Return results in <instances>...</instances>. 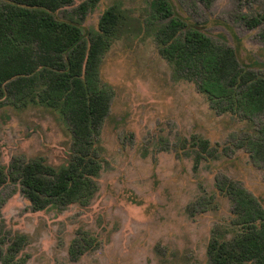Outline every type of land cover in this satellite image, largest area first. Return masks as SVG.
<instances>
[{
    "label": "rangeland",
    "instance_id": "obj_1",
    "mask_svg": "<svg viewBox=\"0 0 264 264\" xmlns=\"http://www.w3.org/2000/svg\"><path fill=\"white\" fill-rule=\"evenodd\" d=\"M81 1L54 16L78 21L84 39L107 7L121 15L99 67L112 98L94 140L95 189L86 204L36 210L19 183L2 184L0 264L18 235L25 241L11 264H210V237L228 240L236 231L231 199L216 183L230 180L264 207V113L216 110L193 79L173 73L154 38L162 21L155 0H97L83 16ZM167 2L174 17L231 46L242 67L264 76V0ZM11 102L0 103V165L7 171L11 159L38 157L66 164L72 134L57 110ZM199 139L208 141L204 152Z\"/></svg>",
    "mask_w": 264,
    "mask_h": 264
},
{
    "label": "trees",
    "instance_id": "obj_2",
    "mask_svg": "<svg viewBox=\"0 0 264 264\" xmlns=\"http://www.w3.org/2000/svg\"><path fill=\"white\" fill-rule=\"evenodd\" d=\"M71 1L0 0V103L10 99L24 105L36 100L57 110L72 134L71 157L58 168L41 157L25 162L11 159L7 171L0 165V186L8 180L19 183L36 210L86 204L100 170L94 140L108 113L112 91L101 82L99 67L121 15L116 5L107 7L97 28L84 39L78 21L54 16ZM96 1L82 0L77 11L83 16ZM153 5L162 19L154 31L157 50L172 64L174 74L193 79L216 110L239 109L246 117L264 113V76L242 67L231 46L217 44L174 17L167 0H155ZM258 23L254 18L248 21L249 26ZM207 145L199 139L200 151ZM216 188L231 199L230 224L236 231L228 240L210 237L209 263L264 264V207L225 178ZM24 241V235L13 238L2 264H11ZM68 254L76 255L71 245Z\"/></svg>",
    "mask_w": 264,
    "mask_h": 264
}]
</instances>
